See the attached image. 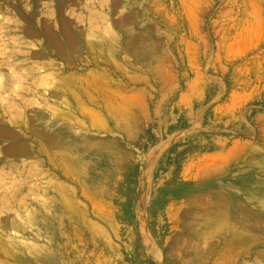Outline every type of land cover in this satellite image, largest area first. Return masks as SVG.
Here are the masks:
<instances>
[{
  "label": "rangeland",
  "instance_id": "obj_1",
  "mask_svg": "<svg viewBox=\"0 0 264 264\" xmlns=\"http://www.w3.org/2000/svg\"><path fill=\"white\" fill-rule=\"evenodd\" d=\"M0 22L17 54L4 96L31 101L16 80L38 69L39 130L37 156L17 152L0 119V231L18 255L0 264H264V0H0ZM77 138L85 184L59 165Z\"/></svg>",
  "mask_w": 264,
  "mask_h": 264
},
{
  "label": "bare ground",
  "instance_id": "obj_2",
  "mask_svg": "<svg viewBox=\"0 0 264 264\" xmlns=\"http://www.w3.org/2000/svg\"><path fill=\"white\" fill-rule=\"evenodd\" d=\"M64 2L68 1V0H62ZM1 23V22H0ZM8 30H9V27H5L1 24V27H0V31L2 33V35L4 36V38L6 37L7 38V33H8ZM64 31V30H63ZM45 33L46 37L48 38V40L50 41V45L53 47V49L57 52V47H59L60 44L57 43V40L55 39V37L53 36L52 32L50 29H47L46 27L44 28V31H43V34ZM65 35L68 36V39L65 38L64 42L67 43L66 46H74L75 42H74V39L72 37H69L70 35L64 31ZM32 35H35L34 33H31ZM0 34V36H2ZM2 39V38H0ZM14 40V39H13ZM8 42V41H7ZM4 43V41H0V51H1V61L0 63L3 64L4 66L6 65L7 61H8V58H10L11 56H17L16 52L15 51H12L13 54H11V52H9V48H10V43L8 44H2ZM15 43V42H14ZM17 43V42H16ZM17 45V44H16ZM19 46H21L22 48L24 47H27V45L25 43H23L21 41V44H19ZM12 47V46H11ZM20 48V47H19ZM8 50V51H7ZM19 51V50H18ZM52 52V51H50ZM20 53V52H19ZM63 53V52H62ZM26 54V53H25ZM18 57H20V54H18ZM0 64V71H3V65ZM3 67V68H2ZM36 67V66H35ZM14 70H17V71H20L21 67L18 66V68L16 66L13 67ZM32 69L29 73L30 77L28 78H23V79H18V76H17V83L20 84V81L24 80L25 82H28L29 83V88L27 87L26 89V93H30V96L32 98L31 101H26L25 98H22L21 96V85H17L19 86L18 88H13V89H9L10 90V94H9V97H5L4 94L6 91V88L8 85H10V83L8 82H4L3 80V76L0 75V101L1 102H5V104L1 105L2 107V110H1V115H0V119L4 122L6 120V118H8V122H4L6 126L9 127V129H11V131H14V130H19V132L17 133H20L21 135H16V137L18 138L15 146H16V151L17 152H24V153H29V154H34L35 156H37L36 154H38V151H37V138L39 137V130L38 128L36 127L35 125V122L33 123L32 121H30V119L27 118V113L28 110V106H31L32 105H35L36 104V97H37V94H36V90H37V86H38V82H37V79H36V74H35V70L36 68L34 69L33 68H30ZM29 69V70H30ZM13 71V70H12ZM38 71V69L36 70V72ZM1 74V73H0ZM16 74V72H15ZM13 75V74H12ZM14 76V80H15V77ZM73 78V77H72ZM71 78V79H72ZM82 78V77H81ZM83 79V78H82ZM69 80V79H68ZM13 82H12V86H13ZM15 85V86H16ZM80 85V84H79ZM82 85V84H81ZM89 85V84H88ZM75 86V85H74ZM24 87V86H23ZM52 87V86H51ZM76 87V86H75ZM50 88V87H49ZM95 90V89H94ZM8 93V92H7ZM115 95V94H114ZM4 96V97H3ZM42 99V98H41ZM99 99V98H98ZM109 100V99H108ZM104 102V101H103ZM11 103V106L12 107H8V104ZM34 108V107H32ZM27 110V111H26ZM34 111V110H33ZM38 113V112H37ZM36 114V113H35ZM36 116V115H35ZM36 118V117H35ZM76 129H80V130H84L86 128V125L81 123V122H77V123H74ZM13 133V132H12ZM51 139L49 136H47V140ZM80 138H77L75 142H67L66 140L64 141H61L59 143V145L61 146V150H63V155H60L61 156V159L59 161V165L60 166H63V167H67V169H69V172H70V175L68 177H64L67 182L70 181V182H78L80 181L82 184H85V180H86V177H87V164H88V161L86 159V157L84 156V153H85V146H84V143L83 142H80L79 140ZM45 140V139H44ZM52 142V141H51ZM50 142V143H51ZM26 143H28V145H26ZM74 150V151H71V150ZM62 152V151H61ZM41 164V162H40ZM91 164V163H90ZM42 165V164H41ZM38 168V167H37ZM34 170V169H33ZM37 171V169H35ZM21 173V171H19ZM32 172V171H30ZM42 172V171H41ZM18 173V172H17ZM39 173V172H37ZM19 174V173H18ZM29 174V173H28ZM47 174V173H46ZM41 175V174H40ZM38 176V175H37ZM37 176H36V180H37ZM43 176V175H42ZM34 178V176H32ZM1 178V177H0ZM12 178V177H11ZM20 178V177H19ZM29 178V177H28ZM31 178V176H30ZM10 179V178H9ZM13 179V178H12ZM39 179V177H38ZM49 179V178H48ZM22 180V179H21ZM52 180V179H51ZM49 180V185L47 184V182H45L49 187L47 188V191L50 190V185H52V181ZM39 181V180H38ZM2 182V183H1ZM35 182V181H34ZM44 182V181H43ZM56 182V181H55ZM6 182L5 181H0V186H4ZM12 183V182H11ZM10 183V184H11ZM30 183V182H29ZM37 182H35L36 184ZM38 187V186H36ZM2 189V188H1ZM19 189V188H18ZM65 189V188H64ZM52 191V189H51ZM59 191V190H58ZM6 196V194H4ZM20 195V194H19ZM2 196V195H1ZM0 196V198H1ZM51 196V195H50ZM54 196V195H53ZM19 197V196H18ZM22 197V196H21ZM60 197V196H58ZM55 198V197H54ZM20 199V198H19ZM18 199V200H19ZM51 201H49V203H46L47 206H51L54 202L56 201H53V198H51ZM49 199V200H50ZM48 200V199H46ZM21 201V200H20ZM0 202H1V199H0ZM47 202V201H46ZM59 202V201H58ZM63 202V201H62ZM1 206H4L3 204L5 203H0ZM44 204V203H43ZM8 205V204H7ZM45 206V205H44ZM1 208V207H0ZM48 208V207H47ZM46 209V208H45ZM49 209V208H48ZM79 209V208H78ZM3 210V209H2ZM44 210V209H42ZM50 210V209H49ZM82 210V209H81ZM47 211V210H46ZM44 211V212H46ZM25 213V212H24ZM27 214V213H26ZM79 214V213H78ZM50 215V214H49ZM67 215V214H66ZM44 216L47 217L48 214L44 213ZM86 216V215H85ZM81 217V216H80ZM69 218V217H68ZM68 218L64 217L62 218V220L65 222V223H69L70 221L72 220H69ZM73 218V217H72ZM35 219V218H34ZM33 219V220H34ZM40 218H38L39 220ZM31 218H27V221L26 223H32ZM37 220V221H38ZM12 221V220H11ZM82 221V220H81ZM86 221V220H85ZM84 221V222H85ZM43 222V221H42ZM42 222H39V225H41L42 227L44 225H49L47 222L44 223V225L42 224ZM36 223V222H35ZM87 223V222H86ZM86 223H83V222H79V226L81 227H85V224ZM90 223V222H89ZM88 223V224H89ZM211 224V223H210ZM260 224V223H259ZM30 225V224H29ZM65 225V224H64ZM74 225V224H73ZM26 226V225H25ZM28 226V225H27ZM33 226H34V223H33ZM52 226H53V223H52ZM89 226V225H88ZM91 226V225H90ZM23 227V226H22ZM30 227V226H29ZM50 227V226H49ZM26 228V227H25ZM33 228V227H32ZM35 228V226H34ZM37 228V226H36ZM80 228V227H79ZM86 228V227H85ZM0 229L2 230L3 229V226L0 225ZM83 229V228H82ZM93 229V228H92ZM97 230V229H96ZM8 231V230H7ZM10 233V232H9ZM22 233V232H21ZM94 233V232H93ZM40 236V235H39ZM4 234L0 231V256H9V255H14V256H17V254L15 253H11L10 251H8L7 249V246H5V243H4ZM42 237V236H41ZM98 238V237H96ZM82 239H83V234L81 235V238H80V242L81 244L82 243ZM95 240V239H94ZM148 241V240H147ZM150 242V241H149ZM149 245V244H147ZM151 245V244H150ZM149 245V246H150ZM152 246V245H151ZM154 249H156V252H158L159 250L155 247ZM158 250V251H157ZM149 252H150V249H149ZM155 253V252H154ZM150 254H152V252H150ZM159 254V253H158ZM260 254V253H259ZM153 255H157L156 253L153 254ZM157 259H160V256H156ZM258 259V258H257Z\"/></svg>",
  "mask_w": 264,
  "mask_h": 264
}]
</instances>
